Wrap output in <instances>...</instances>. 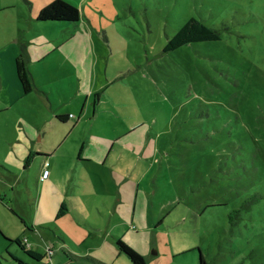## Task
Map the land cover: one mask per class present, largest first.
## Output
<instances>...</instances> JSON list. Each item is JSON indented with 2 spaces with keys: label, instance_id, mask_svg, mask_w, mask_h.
Listing matches in <instances>:
<instances>
[{
  "label": "rangeland",
  "instance_id": "rangeland-1",
  "mask_svg": "<svg viewBox=\"0 0 264 264\" xmlns=\"http://www.w3.org/2000/svg\"><path fill=\"white\" fill-rule=\"evenodd\" d=\"M25 1L0 0L12 8L0 13V43L16 47V34L35 44L28 10L54 0ZM62 1L84 9V59L89 76H99L90 90L107 127L116 135L139 128L115 149L113 166L85 165L96 174L76 193L87 224L77 225L76 213L59 220L81 259L50 228L56 221L39 230L42 237L31 233L22 202L0 179V264H131L118 239L145 264H199L200 254L207 264H264V0ZM190 19L220 39L163 53ZM33 163L23 174L28 183L38 173ZM17 238L37 241L42 261L20 251Z\"/></svg>",
  "mask_w": 264,
  "mask_h": 264
},
{
  "label": "crops",
  "instance_id": "crops-1",
  "mask_svg": "<svg viewBox=\"0 0 264 264\" xmlns=\"http://www.w3.org/2000/svg\"><path fill=\"white\" fill-rule=\"evenodd\" d=\"M23 2L27 5L25 0ZM0 9V13L12 11L9 5L1 6ZM28 11L29 29L35 36L32 38L35 46H29L28 40L16 34L10 38L16 47L0 43V179L6 180L7 190L22 202L19 214L31 233L42 237L39 230L56 221L57 229L50 228L59 236L68 254L81 259L60 230L59 220L76 213V224H87L88 217L79 206L81 197L76 193L86 186L84 179L89 180L96 174L93 170L85 169V165L99 168L109 162L113 166L115 161L120 160L115 149L124 139L136 135L139 127L134 130L128 127L124 134L116 135L107 127V118L102 115L103 108L98 105L100 101H93L94 91L90 90V82L99 76H89L84 59L83 41L87 43L90 39L89 27L81 23L84 9L80 8L81 18L74 26L41 23L35 19L36 10ZM25 42L28 44L23 45ZM19 57H22L32 85L28 94L23 93L17 77ZM39 71L43 74H38ZM45 76L49 79H41ZM97 93L94 96L98 95L99 98ZM34 95H37L38 100L33 99ZM57 116H65V120L57 121ZM149 139L150 133L144 140L145 149L149 147ZM132 151L138 152L135 148ZM33 161L31 168L38 173L28 183L23 174ZM46 163L49 175L41 181ZM4 173L9 176L4 177ZM121 174L120 170L111 167L113 179L120 181ZM32 184L36 188L34 191ZM23 191L30 194L28 199L22 196ZM0 192V199H3L4 194ZM118 192L122 197L127 195ZM109 198L114 204L121 203L120 195L117 200L112 195ZM28 205L32 209L30 213L26 212ZM61 205L65 206L66 211L63 216L57 217ZM132 221L130 219L129 223ZM36 242L29 243L28 238H24L20 241L23 249L17 247L23 253L32 251L42 255L40 245H36ZM59 246L57 250L61 251ZM57 263L66 264L59 260Z\"/></svg>",
  "mask_w": 264,
  "mask_h": 264
},
{
  "label": "trees",
  "instance_id": "trees-1",
  "mask_svg": "<svg viewBox=\"0 0 264 264\" xmlns=\"http://www.w3.org/2000/svg\"><path fill=\"white\" fill-rule=\"evenodd\" d=\"M81 18L80 12L78 9L73 7L67 2H63L62 0H54L51 3L42 7L36 13V21L41 23H64L67 25L74 26L76 25ZM220 39V34L217 30L207 27L206 25L194 20L190 19L187 23H185L182 28L173 36L171 37L166 45L163 47V53L173 52L184 45L191 44V43H201V42H212L218 41ZM17 77L23 93L28 94L31 91V82L29 79V73L25 68L23 63L22 57L17 59ZM98 95H96L97 97ZM57 121L63 122L65 120V116H57ZM243 208V207H242ZM66 208L64 205H61L57 217H61L64 215ZM240 210H235L230 214V219L234 217H238ZM13 242V241H11ZM14 243L21 249L20 240L14 241ZM116 247L119 253L123 254L131 264H145L144 258L136 253L133 249H131L128 245H126L121 240H116ZM27 255H29L33 260L36 262L42 261L44 256L32 252L26 251ZM19 264L22 262L18 261L17 259L13 258ZM199 264H207L200 254Z\"/></svg>",
  "mask_w": 264,
  "mask_h": 264
},
{
  "label": "built area",
  "instance_id": "built-area-1",
  "mask_svg": "<svg viewBox=\"0 0 264 264\" xmlns=\"http://www.w3.org/2000/svg\"><path fill=\"white\" fill-rule=\"evenodd\" d=\"M47 166H48V164L46 163L45 165H44V170L42 171V174H41V177H40V179H41V181H44V180H46L47 178H48V175H49V171L47 170ZM0 197H1V192H0Z\"/></svg>",
  "mask_w": 264,
  "mask_h": 264
}]
</instances>
